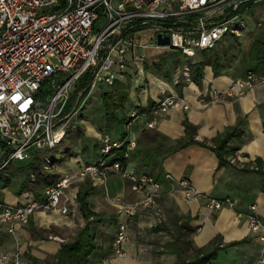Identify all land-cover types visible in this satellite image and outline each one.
Returning <instances> with one entry per match:
<instances>
[{"label": "crops", "instance_id": "crops-1", "mask_svg": "<svg viewBox=\"0 0 264 264\" xmlns=\"http://www.w3.org/2000/svg\"><path fill=\"white\" fill-rule=\"evenodd\" d=\"M253 18H264V0L253 12L246 13L247 27L253 24ZM166 48L140 46L138 50L146 54V59L141 62L129 57L116 78L127 84L128 97L125 105L116 111L117 119L112 124H107L102 94L113 87H96L99 95L94 96V90L87 113L74 117L75 123L58 147V161L46 182L38 185L37 181L29 183L27 179L24 189L19 192L18 188V199L9 202L18 204L41 197L46 184L58 175L76 172L83 163L94 162L100 153L97 149H100L102 131L118 135L130 129L137 139V147L129 158V166L138 172L160 177L163 191L157 199V207L142 208L131 219L127 239L122 245L123 254L116 253L113 241L118 221L127 216L117 211L111 199L122 197L130 202L141 193L133 191L130 181L118 173H111L105 182L90 176L75 178L61 199L68 207L67 212L38 210L27 221L15 223L13 232L6 225L1 227L0 254L20 251L25 264H48L47 260L54 258L62 243L74 239L87 224L78 199L79 191L87 190L90 208L102 218L94 223L98 247L90 254L91 264H175L176 255L165 246L173 240L172 233L155 229L165 223L173 230L171 222L175 215L192 218L195 230L191 237L196 247L206 248L214 242L220 244L217 257L206 264H264V241L258 231L251 230L247 219L250 205L256 203V212L264 223V172L252 169L255 158L264 159V82L257 83L242 95L224 94L233 80L246 77L248 68L253 65L245 53L231 68L218 75L211 65H207L204 76L198 81L174 73H160L148 60L151 57L154 61L159 60ZM215 92L221 94L220 99L214 100ZM168 95L185 98L189 108H169L157 116L154 126L148 125L150 119L142 112L133 117L139 107H147L150 102ZM94 97H99L101 102L91 108L103 111L99 127L89 122L91 111L88 107ZM186 119L195 126L197 141L208 143L240 122L242 134L232 138L227 145L232 153L228 162L220 164L216 151L196 141L177 147L178 141L186 136ZM115 122L121 124L120 130L115 127ZM167 173L176 180L189 178L199 195L195 198L184 196L178 184L173 185L166 178ZM4 190L5 187L0 186V193ZM224 197L233 198L235 205L215 208L209 204L211 198ZM0 264L3 263L0 261Z\"/></svg>", "mask_w": 264, "mask_h": 264}, {"label": "built area", "instance_id": "built-area-1", "mask_svg": "<svg viewBox=\"0 0 264 264\" xmlns=\"http://www.w3.org/2000/svg\"><path fill=\"white\" fill-rule=\"evenodd\" d=\"M257 1L0 0V171L37 156L53 165L47 152L64 141L76 114L87 113L96 87L112 86L129 57L141 62L146 59L140 46L167 47L194 58L201 49L215 47L228 32L239 34L241 16ZM146 28L154 33L143 41ZM159 34L169 36L170 43L159 44ZM182 72L190 78L188 66ZM260 82H264V73L250 72L234 79L224 94L242 95ZM220 96L215 92L214 100ZM179 106L189 108V103L181 96L168 95L142 114L154 126L158 115ZM100 141L101 153L94 162L83 163L78 171L64 173L47 184L43 196L18 204L0 202V228L6 225L13 232L15 223L27 221L38 210L67 212L61 199L75 178L90 176L105 182L111 173H118L130 181L133 191L141 193L130 202L122 197L111 199L117 211L127 216L118 221L113 241L116 253L123 254L131 219L142 208L158 206L163 181L129 166L137 147L130 129L118 135L104 130ZM117 152L125 162L112 160ZM166 178L177 183L184 196L199 195L189 178L176 180L170 173ZM209 204L221 208L234 206L235 200L211 198ZM256 211L257 204L252 203L248 224L264 241V223ZM0 261L25 264L20 251L1 253Z\"/></svg>", "mask_w": 264, "mask_h": 264}, {"label": "trees", "instance_id": "trees-1", "mask_svg": "<svg viewBox=\"0 0 264 264\" xmlns=\"http://www.w3.org/2000/svg\"><path fill=\"white\" fill-rule=\"evenodd\" d=\"M260 1L251 2L243 16H241V21L243 23L241 26L242 29L247 28L246 13L253 12ZM261 19L264 20V18ZM238 37V34L228 32L221 39L224 42L223 46H218L221 41L220 40L215 47L205 48L198 51V53L200 52L199 58L193 60V58L188 57L189 79L198 81L202 78L204 76V68L207 65H211L213 67L216 75L224 73L228 68H231L236 63L239 56L244 53L242 52ZM178 52L180 55L182 54L183 57H187L180 51ZM247 58H250L251 61L254 62L253 65L248 68L247 74L250 72L264 73L258 72L264 71V27H262L260 31L255 34L254 41L250 47ZM180 77L186 79L183 73ZM112 87V89L106 90L102 94L107 124H112L117 119L116 111L118 108L125 105L128 97L126 83L116 79ZM155 103L156 102L152 101L147 107H139L137 113L149 111ZM185 131L186 136L178 141L177 147L196 141L216 151L219 156L220 164L228 162V156L232 154L231 151L227 149L228 142L232 138L240 136L243 132L240 127V122H238L234 127L229 128L223 134L215 137L212 143L197 141L195 138L196 128L188 121V119L185 120ZM58 147L47 152L48 157L53 161V165L56 161H58L56 157ZM50 153H55V156ZM116 158L123 159V162L126 161V159L123 158L119 152L116 153V156L113 157L112 160ZM43 160L44 157L37 156L32 160L11 163L7 169L0 171V186L8 187L11 184L12 178L17 176L20 172H24L29 180L33 169H41ZM253 164L252 169L264 172V159L257 157L254 159ZM60 176L61 175H58L53 182H55ZM158 178L160 179V177ZM53 182L49 181L47 184ZM25 185V182H23L19 188V192L24 189ZM87 195V190H80L78 193L80 207L84 216L88 219L87 224L77 232L74 239L62 243L54 258L47 260L48 264H91L90 254L98 247V243L96 241V226L94 223L100 222L102 218L100 214L90 208ZM173 218L174 219L171 222V224L174 225L173 230L165 223H160L157 227H155V229H164L172 233L173 240L166 243L165 246L169 252L176 255L175 264H206L210 260L217 257L220 249V244L218 242H214L206 248H199L195 246L191 237L192 232L195 230V226L191 223L192 218L190 216L175 215Z\"/></svg>", "mask_w": 264, "mask_h": 264}, {"label": "rangeland", "instance_id": "rangeland-1", "mask_svg": "<svg viewBox=\"0 0 264 264\" xmlns=\"http://www.w3.org/2000/svg\"><path fill=\"white\" fill-rule=\"evenodd\" d=\"M256 18L255 19L253 18L254 22L253 24H251V26L247 27L246 29H241V32L238 34L239 35L238 40H240L242 52L245 53V57L248 56V52L254 41L255 34L258 33L262 27H264V20L262 19L257 20ZM153 33H154V30L152 28H146V30L142 32V34L146 36L145 41H148V38H151V35ZM223 45H224V42L221 40L218 46H223ZM146 53L147 55L150 54L149 52H146ZM160 55H162V58H160L159 60L154 61L152 57L149 58L148 60L151 67L155 68L160 73H163V74L174 73L180 76L183 73L182 71L185 69V66H188L189 58L183 57L182 54L180 55L178 51H174L169 48H166V50H164V52L161 53ZM197 58H199V55L198 56L196 55L193 58V60ZM242 62H243V59L241 60V63ZM95 95H99V89L95 90L94 96ZM91 102L92 104H90L88 107V110L91 111L89 122L93 124L95 127H99L102 121L103 111L93 109L91 108V106L100 104L101 100L99 99V97L98 98L94 97V99ZM74 117L76 119L77 114ZM115 127L117 128V130H120L122 128L121 124H119L118 122H115ZM97 151H100V149L98 148ZM50 154L55 156V153L54 154L50 153ZM50 165L51 164L48 165L42 162L40 170H35V169L32 170L31 177L29 178V180H27V175L24 172H20L17 176L13 178L11 184L8 187H5L4 192L0 193V201L1 200L7 201L6 203L16 201L18 199V194H17L18 188H20L22 183L25 182L26 180L29 183L31 181L33 182L37 181L36 183L38 185L40 184L42 185V183H45L46 179L53 172V165H51L52 167Z\"/></svg>", "mask_w": 264, "mask_h": 264}, {"label": "water", "instance_id": "water-1", "mask_svg": "<svg viewBox=\"0 0 264 264\" xmlns=\"http://www.w3.org/2000/svg\"><path fill=\"white\" fill-rule=\"evenodd\" d=\"M158 42H159V44H162V45L169 44L170 43V37L167 35L165 36V35L159 34L158 35Z\"/></svg>", "mask_w": 264, "mask_h": 264}]
</instances>
